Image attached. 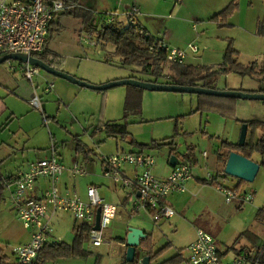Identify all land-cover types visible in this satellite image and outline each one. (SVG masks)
<instances>
[{
  "label": "crops",
  "instance_id": "1",
  "mask_svg": "<svg viewBox=\"0 0 264 264\" xmlns=\"http://www.w3.org/2000/svg\"><path fill=\"white\" fill-rule=\"evenodd\" d=\"M231 1H225L222 6L220 5L219 8H216L214 11L220 12ZM175 2L181 4L182 0H175ZM85 4L86 7H82L93 12L92 1H88ZM105 10H110V8H105ZM137 23L155 40L166 43L164 36L159 37L158 35L152 34L145 26L140 23V20L138 19ZM56 28L57 24L53 22L50 26L51 31ZM263 32L264 30L261 31L262 34ZM104 44L105 43H102V46ZM188 44L189 42L187 45ZM191 44L197 45L198 52L200 51V48H206L204 45L195 43ZM48 48L49 45L47 43L46 50H49ZM50 52L54 53L53 51ZM198 52L194 54H197ZM194 54L188 52V55L182 64L168 63L169 65L163 67L161 77L158 78L162 80L157 79L156 82L165 83L169 81L170 77L175 73V65L208 67L206 64L187 62V60ZM224 54L225 52L222 54V57ZM79 58L80 63L87 62L84 67H81V64H78L77 67H69L67 66V60L62 59L63 62L61 70L77 77L78 79L96 84L106 83L115 79L130 77L136 78V76H134L132 73L123 74L114 71H105L103 70L104 67H102V65H100V63L97 61L89 59L83 60L81 57ZM235 60L236 62L243 64L238 60L237 55L235 56ZM222 68L224 72H229L228 65ZM137 69L138 72L141 71L139 68ZM254 72L259 76H263L264 74L262 73H264V67L261 66L256 68L255 66ZM203 73L204 71L201 72V74ZM137 79L154 81L155 77L144 75L142 77L140 76V78L137 77ZM48 82L52 83V88L49 91H45L44 87ZM110 89L101 92L73 84L67 80L55 77L50 74L46 75L42 72L39 76L34 77L33 82H30L22 76V73L19 70H11L7 63H5L3 66L0 65V173L3 176H9L18 170H26L30 167L34 160L49 155L50 146H47V135H50V144L52 142L55 144L56 152L58 153L60 161L66 167H71L77 162L84 169V174L82 175L74 176L68 171L64 172L59 179V186L61 188L73 189L81 199L86 200V189L88 186L93 185L97 187L101 197H103L106 201L116 205L117 210L115 217L103 229V231L105 229H109L106 236L103 237L104 242L96 248L98 251V256H100L101 264H121L125 259L126 236L129 226L141 229L145 233V238H150L152 251L155 253L160 249L156 247L155 236H157L158 231L162 233V231L166 229H164V226L167 219L163 218L156 220L146 209L133 211L131 206V193L123 189L120 185L115 184L110 179V177L105 175L106 168L101 162V159L99 160V164L92 157V151H94V147L90 148L84 143L80 151L82 153H78L73 150L74 153L69 155V157L63 162L64 156H62L61 152H59L61 151L60 146L54 141L56 132L58 133L61 127H70V132L72 131V135H76V137H78L79 135L83 136L88 132L87 129H91L92 127L94 128L98 124H103L106 122H121L123 114L121 115V118L115 117L118 112L120 113V111H124L127 86L124 89ZM223 89L264 93V85L257 83L256 81L244 79L226 81ZM35 93L41 98L40 109L31 107L29 103L30 99ZM144 94L143 92L141 93V104ZM199 100L204 102L208 101L207 99ZM230 104L236 109H244V107H246V105L238 103L237 101H234ZM101 106L102 112H100ZM253 106V114L257 117H261L262 119L260 120H262L264 123V101H261L260 103ZM131 115L136 114L132 113L129 115V117ZM86 116L89 117L86 118ZM238 119L241 118H237V120ZM252 119L257 118H242L240 121H249ZM134 121L135 120H131L129 123H134ZM226 123L227 121H223L221 123L223 126H225L224 130L221 132H216L219 139H209L207 136L201 137L202 146L201 148L199 147V153L196 156V164H194L192 170L193 176H191V178L186 182L185 191L182 193H174L169 195L166 201L173 208L176 207L177 209L183 207L181 203L184 201V199L186 200L185 203L187 204L192 202L193 204L200 203V219L196 224H192L191 238L187 244H189L194 239L196 229L201 228L213 236L217 245L220 244L226 247V249H221L218 245L221 253L227 255L229 248L232 249L235 254L245 246H258L260 242L264 241V212L262 217H257V212L259 210L264 211V152L262 155L257 152H253L250 157V159L259 164V169L251 182L227 175L224 172V166L231 150L222 148L220 145L222 142L237 144V141L234 139V137H237L238 135L239 138L240 132L238 131L237 123H234L230 129L231 131L226 133ZM204 133L207 134L208 132L205 131ZM263 134L264 126H259L255 129H251L248 126L245 143H256ZM90 138L93 140L94 145L101 141L100 138L97 140H95L93 137ZM72 140L73 141L71 142L74 144L75 140ZM78 140L80 142L79 138ZM167 143H169V146H167L162 151L166 162H158L159 167L154 169V166L156 165L155 160L152 168V171L154 169L153 173H156L158 174L157 176L161 177L166 176L170 172L172 166L169 164V157L171 155H174L177 158L176 162L181 161L180 156L177 155L178 149L175 148L174 142L170 140ZM205 146H212L213 154L211 156L205 149ZM128 151L134 152L133 150L116 148L115 152H108L101 154V156H108L119 152ZM139 151L147 153L141 149H139ZM204 151L206 152V157L202 155V152ZM238 153L242 154L241 152ZM219 155L221 157L220 159L218 158ZM123 169L127 175H132L136 171V169L131 165H125ZM197 177H216L217 184L236 188L244 192H251L253 194V200L251 202H243L239 200L226 202L223 198V195L217 191L216 185L211 187L203 185L196 181ZM47 187L48 183L45 180H39L36 183L35 194L39 195ZM5 194H7V196ZM0 213L5 214L7 217H10V219L14 218L16 220L15 225L10 230V233H13L11 235L14 236V239L18 240L17 245L26 242L28 240V232L22 227L21 223L17 219L15 206L10 198V194L6 190H2L0 193ZM60 213L63 212H57L52 215L51 223L53 227L54 221L58 227L64 225L66 217H64V215L62 216ZM168 219L169 222L172 220L174 226H176L180 220V217L178 214H174ZM78 224L81 223H78L75 219H73L71 224L73 237L74 228ZM10 226L11 225L9 223H6V225L1 228L0 237L7 231V229H9ZM20 227L22 230L18 232ZM54 230L56 235H59L62 238L65 237L62 236L58 228L55 229L54 227ZM244 232H248L250 235L240 237L239 235ZM73 237L71 240L67 238V242L64 243L70 244L73 240ZM142 240L143 239H141L140 242ZM0 251L2 255L6 257L1 247ZM144 255H147L144 251L137 250L135 260L138 262ZM160 255L161 254L157 255L152 261H150V264H157L163 261L164 259H161ZM71 260H73V264L74 262H80L77 258H71Z\"/></svg>",
  "mask_w": 264,
  "mask_h": 264
},
{
  "label": "rangeland",
  "instance_id": "2",
  "mask_svg": "<svg viewBox=\"0 0 264 264\" xmlns=\"http://www.w3.org/2000/svg\"><path fill=\"white\" fill-rule=\"evenodd\" d=\"M88 1H92L93 17L99 18L101 20L100 23H103L100 15L104 11L110 12L115 10L117 13H122L132 5H136L140 8L141 14L137 18L140 20V23L152 34L159 37L164 36L168 45L181 49H186L188 42L204 45L206 48H200V51L190 57L187 62L206 64L209 68H213L211 71L216 70V73L210 77L212 79L208 83L210 88L224 90L226 81L241 79L256 81L264 85V75L259 76L255 72L247 75L224 72L221 64L223 61L222 54L226 52L228 43L231 42L233 48L238 52V60L244 65L254 63L256 68L264 67V36L261 33L264 30V0H236L238 10L232 16L226 18L225 24L227 25L224 24L220 27L218 23L221 20H212V16L218 12L214 10L219 8L220 5L222 6L227 0H182L181 4L176 3L175 0H78L79 4L85 7V3ZM105 8H110V10H105ZM54 23L57 24V28L51 31L48 39V49L61 59L67 60V66L77 67L78 64H81V67H84L87 62L80 63L79 57H81L83 60L97 61L104 67L103 70L105 71L123 74L132 73L136 78L144 75L151 76L145 72H138L137 68L140 69V67L136 65L122 64L121 58L114 54L112 44L105 43L102 46V43L98 41L96 46H90L80 40V35L87 31L92 33L93 39L96 40L98 27L85 28L82 19L70 14L57 15ZM119 23L126 25L127 21L123 16H119ZM105 55L110 56L111 60L105 62L103 60V56ZM5 63L0 65L3 66ZM169 64L165 62L162 69ZM204 72H207V70ZM42 73L48 75L43 71ZM197 83L200 85L201 81ZM119 88L124 89L126 86H117L110 90ZM141 90L143 94L145 93L144 97H142V104H140V111L142 112L130 117L128 116V133L123 138L120 136H108L104 130H98L92 135L93 127L87 129L88 132L83 136H78L81 145L85 143L90 148L94 147L92 157L99 164L101 154L115 152L116 148L133 150L135 152L141 149L138 144H144L147 146L142 150L151 153L155 157L156 165L154 169H157L159 167L158 162L165 161L162 151L169 145L151 146L153 142L162 144L171 140L174 142L175 148L178 149L177 155L180 156V160L182 161L189 147H192V154L196 158L199 153V147L201 148L202 146L201 137L207 136L209 139H219L216 132L224 130L225 126L221 124L223 121H227L225 132L228 133L231 131L230 129L234 123H237L238 131L240 132L241 125L243 124L240 121L242 118L262 119L253 114V105L260 103L261 101L259 100L236 99L235 101L246 105V107L244 109H236L233 105H226L223 108L224 112L221 113L216 110L215 105L217 102L214 101L217 100L213 102L209 101L212 98L203 94ZM199 99H207L208 101L204 102ZM122 114L123 112H118L115 118H121ZM88 117L86 116V118ZM237 118L241 119L237 120ZM131 120H135L134 123H129ZM70 130L68 126L61 127L58 133L56 132L54 140L60 146L61 151L59 152L64 156L63 162L69 155L74 153L73 150L82 153L75 150V143L72 144L71 141H73L72 139L76 135H72V131L70 132ZM205 131L211 135L204 133ZM47 137V146H50V135H47ZM90 137H93L95 140L100 138L101 141L94 145ZM234 139L238 141V135ZM131 140L136 143H131ZM205 149L210 156L213 154L212 146H205ZM203 185L212 186L208 184ZM5 195L7 196V194ZM185 201L184 199L181 203L182 208L177 209L174 207L175 214H178L180 217L176 226H174L172 220L169 222V219H167L164 226V229H166L162 233L158 231L157 236H155L156 247L160 249L164 247V250L160 253V258L164 260L169 259L180 252L183 260L178 264H187L184 248L191 238L192 224L194 225L199 221V214L201 212L200 203L193 204L192 202L187 204ZM60 214L66 217L64 225L58 227L54 221V227L55 229L58 228L62 236H65L62 239L64 242H67V238L71 240L73 237L71 224L74 218L68 212ZM15 221L14 218L10 219V217L0 213V230L6 223L11 225L0 237V247L6 255V264H18L13 254V249L18 244V240L14 239V236L11 235L13 233H10L11 228L15 225ZM20 230H22L21 227L18 232ZM108 230L105 229L103 231V237L106 236ZM218 245L221 249H226L223 245ZM82 246L88 254L84 257H71L77 258L80 261L74 262V264H95L96 257L98 256L97 248L93 247L87 239L83 242ZM233 254L234 251L229 248L227 256L231 257ZM1 256H3L2 253ZM71 258H56L54 260H47L43 264H73Z\"/></svg>",
  "mask_w": 264,
  "mask_h": 264
},
{
  "label": "built area",
  "instance_id": "3",
  "mask_svg": "<svg viewBox=\"0 0 264 264\" xmlns=\"http://www.w3.org/2000/svg\"><path fill=\"white\" fill-rule=\"evenodd\" d=\"M179 1V0H176ZM82 7L75 0H0V57L8 53H19L34 56L45 50L49 28L59 14ZM140 9L132 5L122 13L104 11L100 19L92 17L91 23L95 27L116 25L119 29L133 26L143 39L151 36L142 31L137 23ZM94 16V13H93ZM119 16H123L127 24L119 23ZM90 32H83L80 40L87 45L96 46L98 40L93 39ZM264 36V32H263ZM151 52H163L165 61L172 64L184 63L188 52H198L197 45L189 43L186 49L172 47L163 41L155 40L146 46ZM105 62L110 56H103ZM11 70H19L22 76L33 82L35 76L41 74L40 68L30 64L9 59L5 61ZM52 88V83L45 84V91ZM31 107L41 108V98L38 94L29 101ZM206 157V152H202ZM101 162L106 170L105 175L117 185L132 195V210H153L156 220L168 219L175 214L174 208L166 201L174 193H182L186 189V182L191 178V166L184 161L176 162L170 172L164 176H157L152 168L154 157L142 151L119 152L101 156ZM125 165L133 166L136 171L127 175L123 169ZM71 175H82L84 169L79 163L66 167L59 159L55 144L49 147V155L34 160L26 170H18L12 175L3 176L0 173V193L8 191L15 206L16 216L22 227L28 232V240L14 247L13 254L18 264H31L39 252L47 245L64 242L62 237L55 234L51 223L52 215L57 212H69L78 223L90 226L87 240L93 246L101 245L103 229L115 217L117 207L106 201L98 192L96 186L90 185L86 189V200H83L71 188H61L59 179L64 172ZM45 180L48 187L39 195L35 194L36 183ZM226 202L239 200L251 202L253 194L221 184L216 185ZM100 207L99 229L94 228L96 208ZM187 264H264V249L260 246H245L237 253L228 257L219 250L213 236L198 228L194 239L184 248Z\"/></svg>",
  "mask_w": 264,
  "mask_h": 264
},
{
  "label": "trees",
  "instance_id": "4",
  "mask_svg": "<svg viewBox=\"0 0 264 264\" xmlns=\"http://www.w3.org/2000/svg\"><path fill=\"white\" fill-rule=\"evenodd\" d=\"M78 1V0H75ZM238 9V3L236 0H232L223 10L218 12L212 17V20H221L218 23V26H223L225 24V20L227 17L231 16ZM64 14H70L74 17L82 19L85 28L91 29L94 27L91 23V19L93 17V12L79 7L74 10L68 11ZM227 25V24H225ZM141 28V27H140ZM142 31H145L141 28ZM51 35V29L49 28V34L45 44V50L42 53H36L34 56L38 59H41L43 62L48 65L61 70L63 60L56 55L55 53L46 50V46L48 43V39ZM96 38L98 41L102 43H110L114 47V54L121 58L122 64L126 65H136L140 67L141 72H145L148 75L155 77L154 82H156L157 78L161 77L162 66L164 65L165 56L163 52H151L146 47L149 44L154 42V38L149 36L147 39H143L133 26H127L124 29H119L116 25H101L97 28ZM237 55V51L233 48L231 42L228 43V47L223 56L222 67L228 65V71L234 72L239 75H247L254 73L255 64L249 63L247 65L236 62L235 56ZM175 73L170 77V80L165 83H175L180 85H189V86H202L206 88H210L208 83L212 80L210 77L216 73V70H212L209 67H193L190 65H175L174 67ZM201 74L202 71H206ZM264 74V73H262ZM201 81L199 85L197 82ZM141 93L142 90L137 87L127 86V94L124 102V111L121 122H106L98 124L96 127L92 129L91 134L93 135L98 130H104L108 136H120L124 137L128 132L126 131L127 118L132 113L140 112V104H141ZM208 96V95H204ZM212 99L209 101H214L216 103V110L223 113L224 106L233 103L236 99L234 98H222V97H213L208 96ZM102 112V106L100 109ZM242 123H247L251 129H255L259 126H264L262 120L252 119L249 121H242ZM75 140V149L76 151H81L82 145L80 144L78 137L74 138ZM131 143H136L131 140ZM169 145L167 142L155 143L153 142L151 146L159 147L160 145ZM141 150L147 145L138 144ZM222 148L241 152L245 157L250 158L253 152H257L260 155L264 152V134L257 140L256 143H245L243 146H239L238 144H231L228 142H222L220 145ZM192 147L187 149V152L183 156L184 162H187L191 166V172L193 176V166L196 164V158L192 154ZM220 159V155L218 156ZM196 181L201 184H208L215 186L217 185L216 177L209 178H196ZM151 216H155V212L153 210H148ZM262 210L257 212V217H262ZM90 226L85 223L78 224L74 228V237L70 244H66L64 242L58 244H52L45 246L38 254L37 259L31 264H43L47 260H54L56 258H71V257H84L88 254L82 247L83 242L88 237ZM248 232L241 233L239 236H249ZM264 249V241L260 242L259 245ZM136 250L144 251L147 255L150 256V261H152L157 255H159L164 247L153 253L152 245L149 237L144 238ZM181 260H183L181 253L170 257L169 259L163 260L157 264H178ZM0 264H6L5 257L1 256L0 251ZM95 264H100V256L96 257ZM121 264H138L136 260L131 262H127L125 259Z\"/></svg>",
  "mask_w": 264,
  "mask_h": 264
},
{
  "label": "water",
  "instance_id": "5",
  "mask_svg": "<svg viewBox=\"0 0 264 264\" xmlns=\"http://www.w3.org/2000/svg\"><path fill=\"white\" fill-rule=\"evenodd\" d=\"M97 20V19H96ZM12 59L22 62H29L40 68L41 71L53 75L55 77L62 78L73 84H77L82 87H86L93 90L104 91L116 86H133L143 90L148 91H161V92H176V93H195L203 94L208 96L215 97H224V98H234V99H246V100H261L264 101L263 92H245L240 90H231L224 89L218 90L213 88H206L202 86H189V85H180L175 83H162L154 81H146L137 78H122L108 81L102 84H92L87 81L78 79L77 77L70 75L62 70H58L47 63L43 62L41 59L36 58L35 56H27L19 53H8L0 57V64L5 61ZM247 123L241 125L239 138L237 144L243 146L246 140L247 134ZM177 158L174 155L169 157V164L174 166L176 164ZM259 169V164L254 160L245 157L244 155L236 152L230 151L224 166V172L227 175L232 177L251 182L257 171ZM100 207L96 208L95 214V224L94 228L99 229V219H100ZM145 238V233L136 227H128V233L126 236V251H125V260L131 262L135 260L136 257V248L140 244V240ZM138 264H150V256L144 255L138 261Z\"/></svg>",
  "mask_w": 264,
  "mask_h": 264
}]
</instances>
